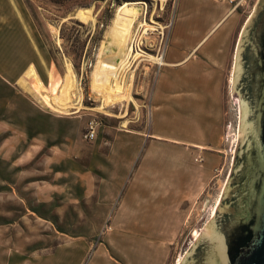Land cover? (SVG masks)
Segmentation results:
<instances>
[{
    "label": "crops",
    "instance_id": "1",
    "mask_svg": "<svg viewBox=\"0 0 264 264\" xmlns=\"http://www.w3.org/2000/svg\"><path fill=\"white\" fill-rule=\"evenodd\" d=\"M26 6L0 0V264H166L186 196L203 184L194 154L212 168L226 150L240 6L174 0L148 130L114 126L93 142L26 87L32 64L51 57Z\"/></svg>",
    "mask_w": 264,
    "mask_h": 264
},
{
    "label": "rangeland",
    "instance_id": "2",
    "mask_svg": "<svg viewBox=\"0 0 264 264\" xmlns=\"http://www.w3.org/2000/svg\"><path fill=\"white\" fill-rule=\"evenodd\" d=\"M25 2L35 20L46 51L51 54L49 62L44 60L42 65L44 68L40 69L39 63L32 64L36 74L33 78L28 76L27 86L31 87L33 101L49 110L52 115L66 118L76 116L82 120L84 125L82 124L80 128V135L86 142L94 141L85 138L92 124L95 125L97 135L107 129L112 130L114 126L141 132L148 130L150 94L158 69V58L162 55L167 30L174 17V0H25ZM258 3L259 0H246L240 6V13L243 14L246 24L251 14L256 11ZM125 4H135L140 10V15L135 19L133 26L134 36L130 43L132 55L130 54L126 60V66L119 78L127 88V93L120 99L109 98L105 90L94 88L93 75L99 59H102L103 46L111 44L114 39L117 14ZM78 9L90 12L91 18L86 21L76 17ZM135 53L139 54L136 56ZM235 62L236 58L232 62V75L228 81L226 96L222 143L226 150L222 159L211 160L212 168L206 167L207 160L204 155H200L204 158L202 163L196 160L199 154H194L195 164L204 168L203 184L198 185L195 191L190 188L186 196L183 206L185 216L180 218L179 229L169 233L166 264L182 263L201 230L211 221L214 213L216 214L229 179L238 143L241 113L240 104L238 100L233 99L232 92ZM59 100L69 102L70 108L55 107ZM158 147L159 158L162 152L168 156L169 151H163ZM47 152L48 149L45 155ZM180 154L184 158L185 154ZM102 230L89 228L90 234L100 237L103 236Z\"/></svg>",
    "mask_w": 264,
    "mask_h": 264
},
{
    "label": "water",
    "instance_id": "3",
    "mask_svg": "<svg viewBox=\"0 0 264 264\" xmlns=\"http://www.w3.org/2000/svg\"><path fill=\"white\" fill-rule=\"evenodd\" d=\"M239 137L220 204L179 264H264V0L237 48Z\"/></svg>",
    "mask_w": 264,
    "mask_h": 264
},
{
    "label": "bare ground",
    "instance_id": "4",
    "mask_svg": "<svg viewBox=\"0 0 264 264\" xmlns=\"http://www.w3.org/2000/svg\"><path fill=\"white\" fill-rule=\"evenodd\" d=\"M139 15L140 10L136 7L135 4H125L117 14V25L114 27L115 33L113 41L110 42L111 44H105L102 48V59H99L97 67L95 69V73L93 75V86L98 90H105V94L109 98L120 99L126 96L127 88H125L124 84L119 81V78L124 70V67L126 66V60L132 53L130 43L134 36L133 26L135 23V19ZM75 16L86 21L91 18L90 12L86 11L85 9H78L75 13ZM135 54L137 56V54L139 53ZM155 59L157 61V58ZM160 60L161 58H158V63H161L162 60ZM35 74L36 70L34 66H31L28 72V76L33 78ZM26 87L28 88L30 86L26 85ZM68 103L69 102L59 100L57 104H55V107L67 109L70 108V106H68Z\"/></svg>",
    "mask_w": 264,
    "mask_h": 264
},
{
    "label": "built area",
    "instance_id": "5",
    "mask_svg": "<svg viewBox=\"0 0 264 264\" xmlns=\"http://www.w3.org/2000/svg\"><path fill=\"white\" fill-rule=\"evenodd\" d=\"M232 2H234L236 5L238 6H242V3L245 2L246 0H231ZM163 57V53L160 56V58ZM97 136V131L95 129V125L92 124L91 126H89L88 132L85 134V138L87 140H93L95 139V137ZM197 161L203 162V157L197 156L196 157Z\"/></svg>",
    "mask_w": 264,
    "mask_h": 264
}]
</instances>
